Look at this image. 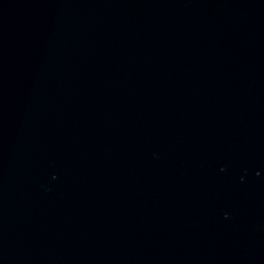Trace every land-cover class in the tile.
Returning a JSON list of instances; mask_svg holds the SVG:
<instances>
[{"label": "water", "instance_id": "1", "mask_svg": "<svg viewBox=\"0 0 264 264\" xmlns=\"http://www.w3.org/2000/svg\"><path fill=\"white\" fill-rule=\"evenodd\" d=\"M0 264H264V0H0Z\"/></svg>", "mask_w": 264, "mask_h": 264}, {"label": "snow or ice", "instance_id": "2", "mask_svg": "<svg viewBox=\"0 0 264 264\" xmlns=\"http://www.w3.org/2000/svg\"><path fill=\"white\" fill-rule=\"evenodd\" d=\"M257 175H259V173H257Z\"/></svg>", "mask_w": 264, "mask_h": 264}]
</instances>
